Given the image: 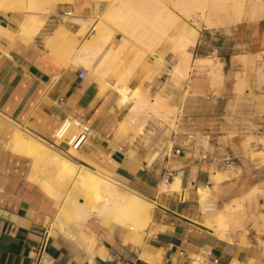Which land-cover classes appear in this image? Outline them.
<instances>
[{"label": "crops", "instance_id": "1", "mask_svg": "<svg viewBox=\"0 0 264 264\" xmlns=\"http://www.w3.org/2000/svg\"><path fill=\"white\" fill-rule=\"evenodd\" d=\"M0 1V264H33L47 231L49 264H264L247 200L242 210L241 200L235 201L241 195L228 192L222 208L203 209L217 189L236 184V167L244 169L245 184L264 183V115L257 108L264 105V75L258 73H264V16L212 27L198 9L186 18L175 8L177 0H44L32 10ZM131 1L132 29L126 16H116ZM173 9L181 16L174 28ZM186 24L196 30L195 43L184 38L172 49ZM185 52L188 76L175 69ZM199 58L214 61L199 68ZM217 62L224 78L213 83L208 67ZM135 91L151 104L158 98L157 111L171 109L175 122L182 116L175 134L156 110L137 101ZM69 117L91 130L77 156L65 141L54 140ZM191 132L195 140L187 138ZM174 136L184 144L181 154L170 149ZM21 137L57 144L77 164L135 190L151 203L147 227L107 223L101 195L71 202L60 224V201L42 184L56 166L29 152ZM205 153L217 160H203ZM223 155L232 156L234 165L221 162ZM219 211L228 215L223 224Z\"/></svg>", "mask_w": 264, "mask_h": 264}, {"label": "bare ground", "instance_id": "2", "mask_svg": "<svg viewBox=\"0 0 264 264\" xmlns=\"http://www.w3.org/2000/svg\"><path fill=\"white\" fill-rule=\"evenodd\" d=\"M43 1L44 0H9L7 3L8 4L11 2L26 3L28 5V9L32 10L35 7H37L39 4H41ZM111 1H113V0H111ZM115 1L116 0H114L113 2H115ZM127 2H129V1H127ZM7 3H5V4H7ZM3 4H4L3 1H0V6H3ZM27 5H26V7H27ZM111 5L113 6L112 3H111ZM121 5L119 6V9H121V10L118 13H116V16H117V19H119L118 17L122 18L121 20H123L124 16H126V19H125L126 21L123 20V22H125V23L128 22L126 24L124 23L126 25V27H128L127 25L129 24V22L133 21V20H130V18H132V13H133L132 1L128 4L122 3ZM175 8L176 9L179 8V11L182 12L187 17H189L191 12L198 9L199 10L198 14H199V17L201 18V20H203L207 26H212V27L213 26H219V24L225 25L226 23H229V22H232V23L235 22L236 23V21H240L246 15L249 16L250 18H253V19L254 18H260L261 16L262 17L264 16V0H177L175 3ZM153 11L158 14L157 9L153 10ZM168 11H170V10H168ZM40 13H42V12H40ZM169 14H171V27L174 28L176 23L179 22L178 20L181 18L176 13V10H174V9ZM147 15L148 14L145 13L144 17H147ZM103 16L105 17V19H108V18H106L107 16H105V15H103ZM116 16H114V17H116ZM142 16H140V17H142ZM110 18H112V17H110ZM155 18H156V16H155ZM114 19L116 20V18H114ZM115 20H113V22H115ZM129 26L133 27L132 22L129 24ZM184 26L182 27L181 31H179L180 34L178 35L179 37L182 38V40L181 39L176 40L175 41L176 43H174L175 46L173 44L172 49L174 48L176 50L177 48H179V46L181 44H183L184 38H186L188 44L191 42L195 43L194 38L197 36L196 30L194 28H192L191 26H188V27H184ZM225 26H227V25H225ZM132 27L130 29H132ZM196 27H198V26H196ZM31 28H33V27H31ZM103 35L105 36V34H103ZM110 35H111V32H110ZM106 36H108V33L106 34ZM106 39H108V38H106ZM174 39H175V37L173 36L172 40L174 41ZM84 43H86V42H84ZM95 43H96V41H95ZM103 44H106V42ZM124 44H125V42H124ZM125 46L126 45H123V47H125ZM73 49L76 50V48H73ZM122 49H124V48H122ZM85 51H86V49H85ZM189 55H190V53H189ZM245 59H246V57H245ZM189 60H190V57L186 54V52L183 53V56L180 58L175 69L177 71L183 73L185 76L186 75L188 76V72L190 69ZM213 61L214 60L211 58H205V59L199 58L197 60V63L199 64V66H201L204 62L212 63ZM216 64L217 65L215 68H210L211 72H214L217 69L218 70L222 69V65L219 62H217ZM245 65H247V64L245 63ZM246 71L247 70H245V72ZM245 72H241V73H245ZM258 73L260 76L264 75V73L261 74V70H259V69H258ZM219 76L221 77L220 73H219ZM263 77L264 76H262V79H264ZM245 78H246V74H244L240 78L238 77V80H239L238 81L239 82L238 90L239 91H241L245 85ZM126 91H127L126 88H123L121 90V92L123 94V101L128 99V95H126V93H127ZM134 95L136 96L135 98H137V101L139 103L144 104L148 108L157 111L158 102H159L158 98H156L154 100V103L151 104L150 99L148 97L140 95L138 91H135ZM173 112L174 111H172L171 109H165L163 113H159L158 111L156 113H159V115L168 123H170V122L173 123L174 119L172 118V116L176 115L175 113L172 114ZM163 124H164V122H163ZM74 131H75V127L72 124H70L69 121H66L62 127H58L57 130L55 131L56 135L58 136L57 143L59 144L62 142V144H63L65 137L72 136ZM61 139H63V140L60 142ZM21 141L23 142V144L25 145L26 149L29 152H36L37 151L44 163H46L48 161L49 165L56 166V169L53 171L54 176H55V181H52V180L46 178L42 184L44 185L45 189L51 195L55 196L60 201L59 212L57 215V218L59 219L60 224H63V222L65 221V215L68 213V211H66V208H67V206H69L71 204V202L78 199L79 197H82L83 199L85 198V199H89V200H91V199L94 200V198H97L100 195L105 199L104 205L106 207V213L102 216L105 218V221L107 223L114 221V222H117V223L124 225L125 227L141 231L149 222V220H150L149 209H150L151 203H149L147 201V199L145 200V199L140 198L136 194V192H134L135 190L132 191V190L126 188L127 186L124 187L121 183H119L117 180L109 177L108 175H105V174H102L99 172H95L89 168H86L84 166L77 164V162H75L70 156H68L66 153L63 152V149H61V147L56 148L55 146H53V145H51L45 141L39 140L41 142L40 143L39 141L38 142L35 141V139L30 140V139H26L24 137H21ZM77 151L78 150H76L74 148L69 149V153L72 155H76V156L78 155ZM59 180H61L65 183L66 186H64V185L63 186L66 188H64L61 184L58 183ZM121 187L123 188L122 191H120ZM209 194H210V190L207 188L204 189L203 198L204 199L207 198ZM70 207H72V206H70ZM216 210L217 209L215 206V211ZM223 213H224V211H223ZM223 213H222V211H219L216 215L219 224H223L224 220L227 219L228 215L227 216L222 215ZM230 213H231V211H230ZM227 221H225V223H228Z\"/></svg>", "mask_w": 264, "mask_h": 264}, {"label": "rangeland", "instance_id": "3", "mask_svg": "<svg viewBox=\"0 0 264 264\" xmlns=\"http://www.w3.org/2000/svg\"><path fill=\"white\" fill-rule=\"evenodd\" d=\"M178 15L180 16V14H178ZM186 18H188V17L186 16ZM188 26H189V24H186L184 27H188ZM199 68H202V67L199 66ZM210 68H211V66L208 67V75L210 76L211 81L213 83L221 80V78H224L222 69L221 70L217 69L216 71L211 72ZM219 73L221 74V77L219 76ZM257 108H259L261 113L264 115V105L263 106H258ZM137 109L138 108L136 106L133 108V110H132V116L133 117L135 115H137ZM250 117H252L251 114H249V116L245 117L246 121H249V120L251 121ZM169 124H170V126H174L175 121L173 120V123L170 122ZM60 142H61V140H60ZM63 152L67 154V152H65V151H63ZM45 164L49 165V162L47 161ZM233 172H234V176L236 178V184L232 185L229 189H222V188H220L219 190L217 189V191H215V194H214L213 198L210 201H206V202L207 203H213L216 206V209L222 208V206L219 204V202H221V200L224 198V195L226 193H228V192H230V193L231 192L232 193L233 192L239 193L241 196L237 197V199H235V201H240L241 200V203L243 205L242 210L245 209L244 205L246 204V200L248 201L247 203H248L249 207H250V205H252V207L254 209V213H253V216H252L253 229L256 231L255 235H256L257 241H259L264 246V242L261 241V239L264 238V218L261 215V212H264V201H262L261 202L262 204H261L259 202V200H258L259 196H262L263 199H264V183L262 184V186L255 185V186L251 187L249 184L247 185L243 181V177L245 176V171H244L243 168L236 167ZM249 173H250V171H247V174H249ZM261 177L264 178V175L261 176ZM48 179H50L52 181H55L54 172H53V175H50V174L48 175ZM260 187H262V188H260ZM235 201H233V202H235ZM226 205L227 204L225 203L224 206H226ZM214 211H205V212L212 213ZM259 220L261 222H259Z\"/></svg>", "mask_w": 264, "mask_h": 264}, {"label": "built area", "instance_id": "4", "mask_svg": "<svg viewBox=\"0 0 264 264\" xmlns=\"http://www.w3.org/2000/svg\"><path fill=\"white\" fill-rule=\"evenodd\" d=\"M85 74L84 71L80 73V77H83ZM63 102V100H62ZM188 120H191L190 117H188ZM66 121H69L70 124H72L75 127V131L73 132L72 136L65 137V140L67 139L66 144L68 145L69 148H74L76 150L80 149L88 140L91 130L89 126L81 119L79 118H66L59 127H62ZM182 121V116H180V120L175 122L174 126L172 127L174 134L176 133V130L178 129L179 123ZM54 135V140L57 142L58 136L56 133H53ZM187 138L189 140H195V133L191 132L187 134ZM63 139H61L62 141ZM51 145L56 146L57 144L52 143ZM57 147V146H56ZM171 151H173L175 154H181L184 149V144L183 142L179 141V139L174 136L171 139V146H170ZM203 160H213L216 161L217 158L215 156H211L208 153H205L202 155ZM221 162H224L227 165H234V158L230 155H223V158H221ZM173 176L172 172H169L167 174L166 180H169V178ZM204 211H214L215 210V205L213 203H205L203 205ZM48 240V231L45 233L43 240L39 244L37 250L35 251L34 255V262L33 264H49L50 260L48 258V254L46 252V246H47V241ZM208 256L212 255V251L207 252ZM215 262L217 259L214 260Z\"/></svg>", "mask_w": 264, "mask_h": 264}]
</instances>
